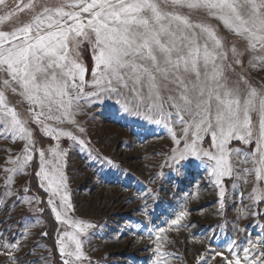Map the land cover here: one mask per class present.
<instances>
[{
    "label": "snow or ice",
    "instance_id": "1",
    "mask_svg": "<svg viewBox=\"0 0 264 264\" xmlns=\"http://www.w3.org/2000/svg\"><path fill=\"white\" fill-rule=\"evenodd\" d=\"M96 109L128 120L137 138L156 129L168 134L169 150L152 184L170 177L179 183L200 169L225 211L226 183H232L240 200L233 235L224 250L214 249L218 237L210 228L195 264L218 257L220 264H264V0H0V141L22 145L6 159L10 167L0 168L3 264H91L84 245L96 225L76 217L65 169L69 151H79L99 173H121L86 138L81 117ZM62 140L71 143L65 148ZM17 176L29 180L18 186ZM33 176L57 225L54 248L37 241L49 236L46 227L33 231L45 212ZM237 181L250 185L247 197ZM141 196L134 211L148 224L142 230L137 224L133 234L143 239L147 232L153 264H173L166 234L195 227L184 223L191 211L174 210L167 226H158L157 213L167 215L159 192ZM241 218L255 219L260 233L250 235Z\"/></svg>",
    "mask_w": 264,
    "mask_h": 264
},
{
    "label": "rangeland",
    "instance_id": "2",
    "mask_svg": "<svg viewBox=\"0 0 264 264\" xmlns=\"http://www.w3.org/2000/svg\"><path fill=\"white\" fill-rule=\"evenodd\" d=\"M88 53L89 65L86 61ZM82 56L85 63L91 67L90 51L84 50ZM93 115H95L94 120L91 119ZM81 121L87 129L86 138L91 139L94 150L110 156L120 166L121 173H125L114 175L106 170L104 173H99V166H93L92 162L86 159V154L79 151H69L66 158L65 171L73 203L77 209L76 217L96 225L89 232L90 241L84 245L91 264H153L154 248L150 247L151 241L147 239V232H144L143 239L133 234L137 231V224L141 230L148 224L146 218L134 209L142 203L141 193L152 188L159 192L160 208L167 213L160 215L158 212L159 218L155 220V225L167 226L164 221L172 216L174 210L178 212L184 207L191 211V215L184 223L195 224V227L166 234L171 241L166 251L175 257L173 264H195L196 257L208 247V239L200 238L210 237V228L216 230L218 237V240L211 241L212 248L225 249L227 237L233 235L232 224L237 216L235 208L240 204L239 197L232 195L231 182L226 183L225 211L220 209L218 203V189L209 182L207 174L200 169H191L187 178L179 183L175 177H170L167 182L157 181L156 184H152L151 177L162 163V157L169 150L170 137L166 132L156 129L155 133H146L137 138L129 131L130 127L135 126L130 125L128 120L112 119L107 112L100 109L81 117ZM44 139L43 147L47 148L49 142L47 138ZM70 143L62 140L65 148ZM233 146L246 147L237 142H233ZM21 148V144L0 141V168L10 167L5 164L6 159L10 155L13 157L18 155ZM33 163L38 165V160ZM27 171L32 173L33 169L30 167ZM164 171L167 173L168 169ZM100 175L105 176L104 181L98 179ZM3 176L4 173L0 171V184ZM246 179L252 180L253 177L248 176ZM28 180V176H17L16 184L23 186ZM31 182L34 183L30 180ZM35 184L37 185V181ZM236 189L242 190L244 197H247L250 185L237 181ZM2 190L0 187V191ZM39 191L45 195L46 202L47 195L41 189ZM244 203H248L247 199ZM19 215L17 211V218ZM40 219L41 225L33 229L34 232H39L42 226L47 230L45 221L41 217ZM225 224L224 231H221L218 226ZM239 226H248L250 235L257 236L260 233L255 219L241 218ZM240 235L242 236L243 233ZM37 241L44 245L39 237ZM224 254L227 255V252L225 251ZM220 260L221 258L218 257L214 264H220ZM0 264H3L2 257Z\"/></svg>",
    "mask_w": 264,
    "mask_h": 264
},
{
    "label": "trees",
    "instance_id": "3",
    "mask_svg": "<svg viewBox=\"0 0 264 264\" xmlns=\"http://www.w3.org/2000/svg\"><path fill=\"white\" fill-rule=\"evenodd\" d=\"M86 61H87V64L89 65V63H90L89 53H88V55H86ZM31 181H34V183L31 182V187H32L33 192L36 193L39 197H42L44 200L45 195H43V193L41 191H39V189L37 188V185L35 184L36 179L34 178V176L31 178ZM43 207L45 208V212L43 215H41V218L45 221V223L47 225V231L49 232V236L46 239L41 240V242L50 248H54L57 225L54 221V217H52V215L50 213V210L47 208L46 202L44 203ZM56 259H58L57 256H56Z\"/></svg>",
    "mask_w": 264,
    "mask_h": 264
}]
</instances>
